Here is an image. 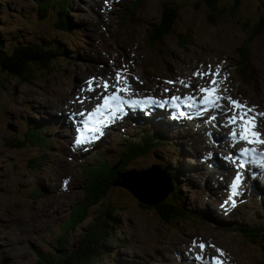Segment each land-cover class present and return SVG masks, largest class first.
<instances>
[{
  "label": "rangeland",
  "instance_id": "obj_1",
  "mask_svg": "<svg viewBox=\"0 0 264 264\" xmlns=\"http://www.w3.org/2000/svg\"><path fill=\"white\" fill-rule=\"evenodd\" d=\"M133 1L71 0L67 11L60 13L51 8L52 11L42 19L35 6L36 0H0V44L10 41L54 44L66 52L63 58L55 60L47 75H42L44 78L40 74L30 82H20L0 75V80L3 79L0 82V264H35L36 259L41 264L43 261L39 256L36 258L37 252L56 253L59 249L56 245L62 246L57 241L63 237L62 224L71 210L74 207L80 209L86 199L85 183L79 177L76 163L98 153V157H107L115 164L123 146L141 134L145 135L142 138L148 139L151 149L135 159H130V150L126 151L130 162L125 171L117 174L105 198L90 206L89 216L78 224L65 247H79L85 233L89 235L99 226L101 229L96 231H104L112 224L115 228L110 236L109 256L104 259V255L95 251L91 255H99L95 258L102 259V264H183L181 257L187 255L186 248L194 252L193 241L213 242L215 250L219 248L222 252L227 249L228 261L235 254L242 256V263L264 264V240L256 238L253 242L244 233L224 227L233 224L244 228H255L258 224L264 227V189L256 193L249 187L232 196V189L225 184L223 191L228 192V196L225 195L223 200L216 176L222 170L219 160L226 156L225 150L212 141L209 133L201 131L203 124L189 120L186 129L180 128L176 123L165 122L160 108L156 107L166 95L162 90L167 81L174 82L170 83L174 87L171 93H177L176 86L184 83L191 85L189 89H197L198 93L199 86L208 85L211 77L207 76L197 88L188 78L182 80L183 84L175 82L172 76L170 80L166 79L168 70L179 67L187 71L199 58L204 60L203 63L195 65L202 66L201 72H207L210 64L213 72L220 64H226L229 70L227 84L234 90L233 98L239 96L247 105V98L264 95V31L249 38L246 33L250 28L243 29L240 24L242 20H249L250 27L254 28L264 9V0H214V6L227 11L218 19H208L207 7L202 0H142L127 21L119 24L120 14L128 12ZM163 4L179 8L178 17L162 43L146 48L147 32L163 19ZM72 29L80 31L73 33ZM185 32L192 38V43L181 45L178 36ZM244 44L247 45L250 74L239 80L236 62L239 48ZM179 58L184 60V66H180ZM127 67L132 69L128 74L130 84L157 95L156 103L125 110L127 114L110 126L105 122L102 135L92 132L84 135L81 124L97 109V102L88 104L90 99L85 96L79 99L82 80L90 79L95 72L116 74ZM121 75L124 77L125 72ZM126 94L128 97L134 95ZM102 99L104 103V97ZM76 103L83 106L80 116L73 118L80 120V125L72 129V125L68 128L64 122L70 111L68 108L75 107ZM201 104L202 109H206L203 103L199 106ZM259 104L254 105L256 112L264 113V102L259 101ZM96 116H93L94 123L99 114ZM216 120L223 125L221 116ZM26 125L31 130L39 129L33 134L38 147L28 140L26 147L22 146L25 142V137L21 138V133L25 132L22 127ZM43 126L47 127L42 129ZM79 134L88 138L82 145L74 143ZM199 138L211 142L213 149L209 159L194 146V141ZM42 154H49L48 158L41 161ZM236 157L239 159L238 155ZM121 163L126 165L123 160ZM164 170L175 175L171 177V186ZM128 179L143 181L145 190L149 189L147 181L154 185L167 184L168 195L175 198L179 191L185 207L203 219L195 222L186 219L184 213L183 217L175 214L169 205L166 206L165 202L170 198L162 190L163 186L155 192L156 200L150 202L152 205L138 201L132 191L119 185ZM65 181H68L67 185ZM261 183L264 186V174ZM230 196L235 206L226 209L222 207L223 201ZM229 204L232 206L231 201ZM108 205L111 209L107 212ZM174 208L180 212L179 207ZM159 209H163L172 221L160 218ZM182 242L192 243L179 246ZM196 247L199 248L198 243ZM178 250L183 252L181 257L175 252ZM220 257L226 259L224 253ZM77 262L82 264V259ZM86 263L87 260L83 264Z\"/></svg>",
  "mask_w": 264,
  "mask_h": 264
},
{
  "label": "trees",
  "instance_id": "obj_2",
  "mask_svg": "<svg viewBox=\"0 0 264 264\" xmlns=\"http://www.w3.org/2000/svg\"><path fill=\"white\" fill-rule=\"evenodd\" d=\"M47 1L48 0H36L35 6L38 10L39 17L42 19L47 16L49 11H52L51 8H55L60 13L67 11L69 9V3L71 2V0ZM141 1L142 0H134L129 8V11L120 14L118 23H125L134 8ZM51 2L54 4V6L53 4H51ZM202 2L206 4L208 19H218V17L227 12L223 7L214 6V0H202ZM178 12L179 8L172 7V5L163 4V19L159 22V24H154L153 28H151L147 32L146 48H152L157 46V44L159 45L160 43H162L163 37L170 32L174 21L177 19ZM240 24L242 25L243 29L250 28L249 33L246 34H249V38H252L264 31V12H261V16L259 17L254 28L250 27L249 20H245V22L242 20V23ZM72 30L80 31V29ZM178 37L180 39H177L178 43H180L181 45L192 43V38L188 35L187 32L180 34ZM63 53L66 54L63 49L54 44L42 45L41 43L31 42L19 44L13 43L12 41L8 43L5 42L4 44L2 43L0 44V75H7L8 77L17 79L20 82H30L31 80L37 78L40 74L41 77L42 75H47V72L51 71L55 60L58 57L63 58L65 56ZM236 70L239 80H242L245 76H248L250 74L246 44H244L243 47L239 48ZM2 80H0V82ZM50 126L52 125H49V127ZM29 127L30 126L27 125L22 127L27 133V140L32 142L33 146L36 145L38 147V140L33 136V134L38 133L39 129L31 130L29 129ZM45 127L47 126H43L42 129H45ZM144 136L145 135L142 134L139 137L133 139L128 145L125 144L123 146L122 153L119 156L121 160L119 159L116 164H112L110 159L107 157H98V153H93L92 155L87 156L86 160L84 158L83 160H79L76 163L79 177L82 178L83 182L85 183L84 188H86V199L83 201L84 204L81 205L80 209H76L74 207L73 211L71 210L70 216L62 224L61 228L63 230L60 231H64V233L62 239L58 238L57 240L62 245H56V248H58L57 246H59L58 251L54 254H44L40 252L36 253V258L37 256H39L38 258L42 259L43 261V263L41 264H80L77 261L81 259L82 264L86 262V260V264H95L96 262V264H102V259L95 258L99 257V255H96L94 253V256H91L93 255V251L104 255V259L109 256V244H112L110 236L111 234H113L112 230L115 228V226H113L112 224H110L109 228L105 229L104 231H96L97 229H101V227L99 226V228L92 229L93 231H90L89 235L85 233V237L83 238L82 244L79 247L68 249L65 247V243L67 240L69 243L70 236L76 231V227L78 226V224L89 216L88 210L91 208L90 206L100 203L105 198L107 193L110 192L109 187L111 186L109 185L113 184V181L117 177V173L125 171L130 162V160L127 159L126 151L130 150L132 154L130 159H135L136 157L144 155L148 150L151 149V145L148 139L142 138ZM44 155L45 154L41 155V161ZM37 158L35 159V163L37 162ZM91 159H93L94 161H92ZM122 160L126 162L125 166L121 163ZM168 174L171 177H175V175L171 171H169ZM167 198H170V200L165 202L166 206L169 205L170 208L175 211V214H177L178 216L183 217L182 214L184 213L186 219H191L195 222L198 219H203L199 214L195 215L196 213L185 207L183 198L181 197L179 191H176L175 198L170 195H168ZM174 206L179 207L180 212L178 210L176 211ZM105 209H107L108 212L111 207L108 205ZM101 213L103 214V210L101 211ZM157 213L159 214L160 218L162 217V219H167L168 222L172 221L169 217H167L163 209H159ZM107 215L109 216V213H107ZM224 227L231 228V230L235 232L244 233L246 237L251 238L249 240L253 242H256V238L264 240V227L262 224H258L255 228H244V226L242 225L235 224L225 225ZM99 236L101 237L100 240ZM35 264H39V261L37 259L35 261Z\"/></svg>",
  "mask_w": 264,
  "mask_h": 264
},
{
  "label": "bare ground",
  "instance_id": "obj_3",
  "mask_svg": "<svg viewBox=\"0 0 264 264\" xmlns=\"http://www.w3.org/2000/svg\"><path fill=\"white\" fill-rule=\"evenodd\" d=\"M262 12H264V9H263ZM72 32L74 33L75 31L72 30ZM179 59H180L179 64H180V66H182L184 60L181 59V58H179ZM199 59H198V62L192 61V62H194L193 63V68L189 66V68H187V71H183V69H181L179 67H176V68H174L172 70H168L169 71V74H168L169 77H166V79H169L170 80L171 79V76H172L175 82L180 83L183 79L188 78L190 80L192 86L194 88H197L200 85L201 81L202 80L204 81V79H206V76L201 78V77H198V76H195L194 75V73H196L197 71H200V72L203 71L201 69L202 66H200L199 64H198V66L195 65V63H203L204 60L201 59V58H199ZM210 66H211V64H210ZM187 67H188V65H187ZM219 68H220V74L216 77V80L218 81V88L221 89V90L226 89V91L223 92V95L226 96V97L227 96H231L232 97L233 94H235L234 93V90L231 89L229 87V85L227 84L228 83L229 70L226 69V64H220L219 65ZM131 71H132V69L130 67H127L125 69V71H124L125 72V76L124 77H126L129 82H131V80H130L128 74ZM102 74L103 75H99L96 72H95V74H91L90 75V79L82 80L81 86H80L81 89H82V93H81V96H80L79 99H81V98H83V96H85L87 99H90L87 102L88 104H90L91 101H94L95 100L94 102H97L95 104V106L96 107H100V109H101V111L98 113L99 116H98V122H97V124L94 125L93 127L90 126L89 129H91V128H100V130H102L105 127V122H107L108 126H110L114 121H118V119H119V118H114L113 116H111V115H113V111L111 110L110 107L108 108V110H104L103 108L105 106H104V104L102 102V100H103L102 98L105 95L111 96L113 94V92L115 91V88H112V90H110V91L108 89L105 90L103 88V84H104L105 81H107V82H109L110 85H116V79H115L116 74H113L110 71L107 72V73H105V74L103 72ZM140 76H141V74H140ZM223 76H224V78H223ZM124 77L122 76V80L120 82V87H123V78ZM207 78H209V77H207ZM210 79L211 78H209L208 81H207L208 82V85L199 86L198 88H202V87L203 88L204 87L205 88H208V87H211L210 84H209V80ZM89 81H92V83L89 84ZM144 85H146V84L144 83ZM163 87H164V90H162L163 93L166 92L165 89H169V91L166 92V95L163 96V100H160L161 102L158 105H156V107H159L160 108L159 109V112L162 113V116H163L165 122H169V124L170 123H173V124L176 123V125L178 127H180V128L182 127L184 129L187 128L188 121L189 120L190 121H193L194 123H201V124H203V128L201 129V131L202 132L209 133L211 135V137H212V141L213 142L215 141L214 143L219 144L225 150V155L226 156H222L220 158V160H219V164L222 165L221 166L222 167V170H220L219 171V175L216 176V181L218 183V187H219V190H220L219 194H220V196L223 197V200H224L225 199L224 196L225 195L228 196V192L226 193V191L225 192L223 191L225 189V184L230 186L233 183V179H234V177L236 176V173H237V164H238V163H233L231 160L226 159V157L231 156L233 158V160H235L237 162V161H239L241 159L243 160V157L240 155V149L245 148V147H254L258 152L264 153V145L256 144V145H251L250 146V145L246 144L243 141H240V142H237V143L233 144V141L230 139V132L232 130V126L226 124L227 117L223 114V112L221 110H219L217 108H212L211 106H206L205 104H203V105H205L206 109H202V104L199 106V103H202V99H203V97H204L205 94L204 93H201V92L198 93L197 92V89H193V90L192 89H189L187 83H184L183 86H178L177 85L176 86L177 91H178L177 93L176 92H172V93L170 92L174 88L170 83H165V85ZM89 88H91L92 91H89L88 90ZM149 91L150 90L147 91L146 89L142 90L139 87H135V86H133L131 84V91L130 92L134 94L133 97H128L127 94H126L127 92L119 93V95H121L123 99H125V100H127L129 102H131L132 100H140V101H142V104H148V103L151 102L152 99L155 100L157 98V95H153V94L151 95V94H149L150 93ZM173 97H176V99L174 100ZM189 97H191V99H189ZM233 99H235L237 101H240L242 104H244V102H245V101H241V98L239 96H238V98H233ZM247 99L250 102V103L248 102V104H247L248 107H253L254 105H258L259 106L260 105L259 104V101L264 102V95H261V96H259L257 98L249 97ZM94 102L92 104H94ZM221 103L226 108L227 107H230V105H229V103H228L227 100H224ZM189 105H191V106H189ZM82 106L83 105L76 103L75 104V107H72L71 106L70 108H68V109H70V111H67L66 118H65L66 122H64L67 125L68 128L71 127V126H68V125H72V129L73 128L75 129V126H77V125L80 124V120L79 121H76V120H73V118H77V117L80 116V111H81ZM87 110L88 109H86V111ZM125 110H131V108H128L127 105H125ZM259 110H261V109H259ZM262 110H263L262 112H264V107L263 106H262ZM93 111H95V110H93ZM181 113L189 114L192 118L189 119L187 115H181ZM217 114H219V116H221V119L224 120V123H223L222 126L216 120V119L219 118V116L218 117L216 116ZM121 116H124V114L121 113L120 114V117ZM213 116H215V120L212 119ZM258 123L260 125L258 130L262 134H264V118H260L258 120ZM16 131H14V132H16ZM188 132H189L188 135L191 138L190 130ZM21 136H22L21 138H24L25 137V142L22 143V146H25L26 147V143H27V133L26 132H22L21 133ZM17 138H20L19 135L17 136ZM194 144H195L194 146L198 150H200L199 152L204 157H206L207 159H209V155L211 154V151L213 149V148H211V142H209V141L204 142V141L201 140V138H199L198 141L197 140L194 141ZM57 146H59V144H56V147ZM48 155L49 154H45L44 157H43V159H42V161L45 160V159H47L48 158ZM236 155H238V157L240 158L239 160L237 159ZM249 159H250V157H249ZM244 161L245 160H243L242 162H244ZM239 170L242 173V178H241L242 179V182L239 183L238 188L236 190L238 194H240L241 191H243V190L247 191L249 187L254 188L256 193H259V191H261V190L264 189V186L261 183V177L264 174V167L259 166L258 163L257 164H253V163H251L249 161V163H247L245 165V167H243V168H241ZM128 176H131V175L128 174ZM227 179H229V180L226 181ZM126 182H128L130 185H132V187H135V188L136 187L137 188H140L142 185L145 184L143 181H141V180H136L135 181V179L134 180L128 179V180H126ZM146 185L150 189H152L153 187L159 186L160 184L159 185L158 184L157 185H154V183H149L147 181L146 182ZM58 202H57V204H58ZM223 202L225 203V201H223ZM55 205H54V207H55ZM226 207L233 208V206H231L229 203L225 204V208ZM202 239H204V238L202 237ZM189 243H192V242H182V243L179 244V246L188 245ZM197 243L199 245V243H203V242L197 241ZM206 244L208 245V247L203 252H201L200 248H197V247H194L193 248L194 252L193 251H190L189 247H187L186 248L187 255H185V257H181V255L183 253L182 251L178 250L179 252L178 251H175V252H177L180 255L181 259L184 260L183 264H205V261L204 260L196 259V257L198 255H201V256H204L206 258V260L210 261L211 260V257H213L215 255V253L218 254L216 252V250H215V247H212L213 245L215 246V244H213V242L212 243L211 242H208V243L206 242ZM190 247H192V246H190ZM163 248H165V247H163ZM223 253L225 255L224 258H226V259H222V257H220V256H219V259H222L224 261V264H246V261H245V263H242V256L241 257H237L235 254H233L234 256L232 255V260L230 259L231 261H228L227 254L229 252L227 251V249L224 250ZM192 261L193 262L196 261V262L193 263Z\"/></svg>",
  "mask_w": 264,
  "mask_h": 264
},
{
  "label": "snow or ice",
  "instance_id": "obj_4",
  "mask_svg": "<svg viewBox=\"0 0 264 264\" xmlns=\"http://www.w3.org/2000/svg\"><path fill=\"white\" fill-rule=\"evenodd\" d=\"M125 71L124 69L118 70L116 73V85H110L109 82L105 81L103 84V88L105 90L109 88H115V91L111 96L105 95L104 96V106L110 107L113 111V117L114 118H120V114L123 113L126 115L125 111V105H127L128 108L132 109H138L140 108L142 101L140 100H132L131 102L125 100L122 98L119 93L122 92H130L131 91V84L127 80L126 77L123 78V87H120V82L122 80L121 73ZM220 74V68L217 66L215 72L211 70V66H209V70L207 72H200L197 71L194 73L195 76L198 77H211L209 80V84L211 87L208 88H199L198 90L201 93H204V97L202 99V103L206 106H211L212 108H217L223 112V114L227 117L226 124L232 126V130L230 132V138L233 141V144L243 141L248 145H264V134H262L259 129V123L258 120L260 118H264V113H257L255 111V107H248L246 104H242L240 101H237L233 99L231 96H224L223 92L226 91V89L221 90L218 88V81L216 80V77ZM94 79V78H93ZM138 79V78H137ZM226 79V78H225ZM92 81H89V84H91ZM166 83H174L173 81H167ZM180 83H184L181 81ZM191 86V85H188ZM89 91H92L91 88L88 89ZM165 91H169V89H165ZM175 100L176 97H173ZM191 99V97H189ZM227 100L230 107H225L221 102ZM151 103H156L154 99L151 100ZM191 106V105H189ZM101 111L100 107H97V109L92 113L93 116H95L97 113ZM230 113V114H229ZM181 115H187L189 119L192 117L189 114L181 113ZM213 120H215V116L212 117ZM85 126H88V121H84ZM93 134L102 135V131L100 128H91L89 129ZM79 132V130H78ZM88 138L84 137L82 134L77 135V137L74 140V143L77 145H82L86 142ZM240 155L241 156H248L250 157V162L253 164H259V166L264 167V153L258 152L254 147H245L240 149ZM226 159L231 160L233 163H236L235 160L231 156L226 157ZM249 163V161H244L242 163L237 164V173L236 176L233 179V183L230 185V188L232 189V196L237 194V188L239 183L242 182V173L239 169L245 167V165ZM68 181H65V185H67ZM232 196L228 198L227 201H225V204L229 203L231 201L232 206H235V201L232 199ZM225 205H222L224 207ZM197 246V242L193 241V247ZM199 248L201 252H203L208 245L206 243H199ZM212 247H215L214 245ZM216 252L219 254V256L223 255V252L221 249L216 248ZM219 256H213L211 257V260L208 261L204 256L198 255L196 259L204 260L205 264H223V261L219 259Z\"/></svg>",
  "mask_w": 264,
  "mask_h": 264
},
{
  "label": "water",
  "instance_id": "obj_5",
  "mask_svg": "<svg viewBox=\"0 0 264 264\" xmlns=\"http://www.w3.org/2000/svg\"><path fill=\"white\" fill-rule=\"evenodd\" d=\"M158 45V44H157ZM153 48V47H152ZM9 127V126H8ZM14 131H16L15 128H12ZM166 176H167V179L168 181L170 182V186L172 185V179L169 178L166 170H164ZM121 185L122 187L126 188L129 192H131L133 194L134 197H136V199L142 203H145V204H148V205H152L150 202H153L154 200H156V196H155V192L157 190L160 189V187L163 186L162 190L164 191V193L166 195L169 194L170 191H168V186L167 184H163V185H159V186H156V187H153L152 189H149L148 190H145L143 187L144 185H142L140 188H135V187H132V185H130L128 182L125 181V183H121L119 184ZM131 186V187H130ZM133 189V190H132ZM161 201H159L160 203Z\"/></svg>",
  "mask_w": 264,
  "mask_h": 264
}]
</instances>
